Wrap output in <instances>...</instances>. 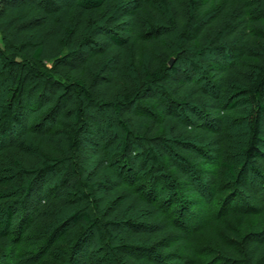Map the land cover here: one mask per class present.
I'll return each instance as SVG.
<instances>
[{
  "label": "trees",
  "instance_id": "trees-1",
  "mask_svg": "<svg viewBox=\"0 0 264 264\" xmlns=\"http://www.w3.org/2000/svg\"><path fill=\"white\" fill-rule=\"evenodd\" d=\"M0 42V264H264V0H0Z\"/></svg>",
  "mask_w": 264,
  "mask_h": 264
},
{
  "label": "rangeland",
  "instance_id": "rangeland-1",
  "mask_svg": "<svg viewBox=\"0 0 264 264\" xmlns=\"http://www.w3.org/2000/svg\"><path fill=\"white\" fill-rule=\"evenodd\" d=\"M149 2H155V0H148ZM0 48H2V44L0 42ZM175 59V58H174ZM176 63V66L181 65L182 61H178L176 62V59L173 60V64ZM200 81L202 83H204V80L200 79ZM8 84L6 81H4L3 79H0V91L4 92L7 88ZM225 121H226V134L229 140V144H231V152H234V148L236 149V146L243 137L244 134V120H243V109L242 108H237L236 111H233L231 113H229L226 117H225ZM115 135L117 136V138H121L122 134L121 132H119L116 128L114 130ZM234 146V147H233ZM213 163L215 162V164L218 161L217 157H214ZM62 171V170H61ZM58 172L60 175L62 172ZM148 171V169H147ZM159 173L155 172L153 170V172L148 171L147 175H146V180L144 182V187L147 190L148 187L150 188L152 185L150 183H152V180H150V178L154 175H158ZM59 175V176H60ZM58 176V178H59ZM150 181V182H149ZM259 187H261V191L259 193V196L261 198H264V189L262 186L259 185ZM161 192V193H160ZM160 193V198L163 201L160 203L163 204V206L166 207L165 210L171 212V213H177V211L179 212L181 209V203H180V196L176 193H173V190H171V188L169 186L165 187L162 186L161 190L159 191ZM263 195V196H262ZM156 199V198H155ZM215 205H210V204H206L205 202H200L197 201L196 205L194 207H192L189 210H185V212L189 215L188 218H190V222H188V228L191 231H195L196 228H200L202 226H204L206 224V222H208L210 219L214 218V212L215 209H217V206L215 207ZM101 253V252H100ZM60 251L59 249L57 251H55V254L49 258L48 262L45 261L44 259H38V260H28V262H26L25 264H61L62 261H60L62 258L66 259V255L65 253H63V256L60 255ZM102 258L105 257V255H101ZM210 259V258H209Z\"/></svg>",
  "mask_w": 264,
  "mask_h": 264
},
{
  "label": "water",
  "instance_id": "water-1",
  "mask_svg": "<svg viewBox=\"0 0 264 264\" xmlns=\"http://www.w3.org/2000/svg\"><path fill=\"white\" fill-rule=\"evenodd\" d=\"M173 60L170 59L169 66H172Z\"/></svg>",
  "mask_w": 264,
  "mask_h": 264
}]
</instances>
